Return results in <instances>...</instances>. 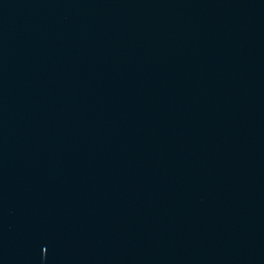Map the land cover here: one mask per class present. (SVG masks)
Returning <instances> with one entry per match:
<instances>
[{
    "label": "water",
    "instance_id": "1",
    "mask_svg": "<svg viewBox=\"0 0 264 264\" xmlns=\"http://www.w3.org/2000/svg\"><path fill=\"white\" fill-rule=\"evenodd\" d=\"M0 264H264V0H0Z\"/></svg>",
    "mask_w": 264,
    "mask_h": 264
}]
</instances>
